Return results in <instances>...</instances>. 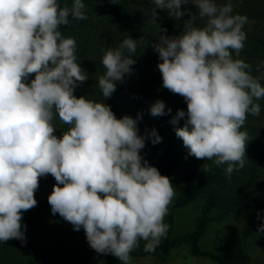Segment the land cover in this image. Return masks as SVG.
<instances>
[{
  "label": "clouds",
  "instance_id": "1",
  "mask_svg": "<svg viewBox=\"0 0 264 264\" xmlns=\"http://www.w3.org/2000/svg\"><path fill=\"white\" fill-rule=\"evenodd\" d=\"M153 3V23L157 9L178 20L188 16L180 35L161 34L154 48L162 87L187 104L171 121L186 116L175 134L188 155L227 164L230 178L245 164L248 134L241 128L249 114H260L257 101L264 98V77H253L251 66L233 57L244 48L247 17L232 14L230 0L223 6L214 0ZM189 3L198 13L182 9ZM84 9L83 0H73L70 9L58 0H0V242H26L22 214L37 205L39 179L50 174L56 181L47 197L52 214L76 231L83 228L98 254L132 264L130 253L139 240L146 242L145 252H153L166 237L164 218L175 190L140 155L146 139L160 142L155 129L140 135L139 114L117 119L109 105L74 95L88 74L77 63L76 40L59 29L70 23L69 16L87 19ZM205 17L203 27L194 25ZM136 49V40L128 37L104 52L106 71L98 85L105 98L133 71ZM164 110L157 100L149 112L156 117ZM57 117L71 126L60 138L54 135Z\"/></svg>",
  "mask_w": 264,
  "mask_h": 264
},
{
  "label": "trees",
  "instance_id": "2",
  "mask_svg": "<svg viewBox=\"0 0 264 264\" xmlns=\"http://www.w3.org/2000/svg\"><path fill=\"white\" fill-rule=\"evenodd\" d=\"M58 3L61 7L70 9L73 2L72 0H58ZM86 3L88 5L93 4L91 0H87ZM154 7L153 0H111V6L106 12L107 18L103 25L108 28L114 26L121 37L117 42L110 43V45L116 49L118 43L121 44L122 42V36L133 35L135 30L141 31L142 36H144L143 41L147 37L160 41L161 34L166 36L180 35L188 16L184 15L178 20L174 15H170L167 10L157 9L159 19L153 23L151 11ZM261 8L259 10L253 9L256 11V18L260 22V32L253 29H243L247 37L244 48L239 57L233 53L234 58L242 59L251 66L250 74L257 78L264 77V8ZM68 19L70 23L61 26L59 30L65 38L72 37L76 40L77 63L86 73L91 74L90 70H94L99 77L102 76L106 71L102 63L99 62L97 66L92 68L88 65L87 59L90 56L94 57V51H96L97 56H103V49L99 47V44L105 39V32H101L99 42H95L96 35L87 31L89 17L85 20H76L69 16ZM206 22L207 17L198 18L194 25L203 27ZM159 27L165 28L167 31L160 33ZM143 47L145 55L153 59V52H155L153 47L148 45ZM99 77L94 79L92 75L88 76V80L75 89L74 95L77 97L85 96L86 99L109 105L117 119L124 115L136 119L138 114L141 119L146 116L156 118L153 129L156 130L161 140L157 144L150 142L148 163L156 167L161 175H165L176 165L181 154L188 153L182 139L175 134L176 128L184 126L186 116L178 119L176 124L171 123L176 117L177 110L184 109L173 108L168 103L167 105L164 103L165 114L154 117L149 112L150 106L154 102L145 99L146 90L142 87H136L138 82L132 78V75L125 77L128 78L127 82L125 78L123 82H117L116 90L108 98L103 96L99 88ZM260 82L264 86V78ZM257 103L261 107L260 114L258 116L249 114L241 128V131H246L248 134L244 167L233 171L229 178L225 171L227 164L217 166L214 163L215 158L213 160H201L193 156L194 160L185 168L178 184L177 194L168 209L166 224L169 228L166 237L160 240L153 252H145L146 242L139 240L138 246L130 253L131 256L150 255L160 261H165L173 248L185 244L192 256L206 257L214 264H248L250 255L245 249L244 241L255 232L257 227L264 224V98H261ZM53 123L56 127L54 135L57 138H60L71 127L60 121L58 117ZM167 136L169 139L164 142ZM206 168H210L211 171H206ZM197 199H202L203 203L200 212L194 218L192 228L183 233L173 234L174 208L184 207ZM233 212L239 215L242 225L240 234L232 247L224 253L204 248L201 244V238L210 225L223 220ZM11 240L23 256V261L19 264H88L86 256L73 258L66 252L53 250H46L40 256L31 257L28 255L25 243L22 244L16 239ZM0 264H15L2 242H0ZM104 264H122V262L108 254Z\"/></svg>",
  "mask_w": 264,
  "mask_h": 264
},
{
  "label": "rangeland",
  "instance_id": "3",
  "mask_svg": "<svg viewBox=\"0 0 264 264\" xmlns=\"http://www.w3.org/2000/svg\"><path fill=\"white\" fill-rule=\"evenodd\" d=\"M86 1L87 0H83L85 4L84 12L86 16L89 17L87 31L96 35L95 42H99V35L101 32H105V39L99 44L104 54L106 50L114 49V46H111L110 43L117 42L121 37L114 26L108 28L103 25V22H105L107 18L106 12L111 6V0H91V2H93L91 5H88ZM214 2L218 6H223L225 3H228L229 0H214ZM230 2L233 5L232 14H240L247 17V23L244 25L243 29H253L260 32V22L256 18V11L253 9L257 8L259 10L261 7L264 8V0H230ZM182 8H187L194 13H198V10L191 3L182 5ZM128 37L136 40L138 49L135 53L131 54L132 58L136 61L135 64L131 66L133 71L126 76L132 75V78L138 82L136 87H142L146 90L144 94L146 100L152 102L161 100L166 105L168 103L173 106V108L187 110L186 101L181 96L173 94L162 87V77L157 67L158 63H160L158 53L153 52V59L145 55L143 46L148 45L154 49L159 41L149 39V37L143 41L144 36H142L140 30H135L133 35L122 36V42ZM147 41L148 43H146ZM119 45L118 43L117 47ZM101 60L102 56H97L96 51H94V57L90 56L87 59V63L90 67L94 68ZM90 71L91 74L87 73L88 76L92 75L94 79H98L99 75H97L94 70ZM33 78V76H30L29 81ZM127 79L128 78H125L126 82ZM129 81L131 82L132 80L130 79ZM155 123L156 118L149 116L138 121L137 126L139 134L147 136L154 128ZM167 139H169L168 136L165 138L164 142H166ZM174 148H176V146H174ZM149 149L150 140L146 139L145 147L140 151V155L147 161L149 159ZM193 160L194 157L188 155V153L181 154L176 165L164 175L170 178L175 190V196L184 170ZM55 183V179L50 174L41 177L39 179V188L34 193L37 205L22 214L21 223L26 226L24 233L28 255L37 257L46 250H53L66 252L73 258L86 256L88 258V264H104L108 254H98L89 246L83 228L76 231L73 229V226L60 217L59 214H52L47 197L51 193ZM202 203V199H197L184 207L174 208L173 234L183 233L192 228L194 218L200 212ZM166 220L167 215L164 218V223H166ZM241 225L242 220L236 212L229 214L219 222L212 223L205 235L201 238L202 246L213 251L222 253L227 252L239 236ZM257 229L258 227L255 232L244 241L245 249L250 255L248 264H264V231L258 232ZM2 243L8 249L13 263L19 264L23 261L22 254L17 250L11 239ZM131 257L132 264H214V262L206 257L192 256L185 244L173 248L165 261H160L150 255Z\"/></svg>",
  "mask_w": 264,
  "mask_h": 264
}]
</instances>
